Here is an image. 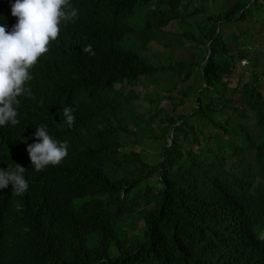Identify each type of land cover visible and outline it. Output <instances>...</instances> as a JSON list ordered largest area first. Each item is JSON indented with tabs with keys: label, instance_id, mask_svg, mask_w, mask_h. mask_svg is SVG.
<instances>
[{
	"label": "trees",
	"instance_id": "16d2710c",
	"mask_svg": "<svg viewBox=\"0 0 264 264\" xmlns=\"http://www.w3.org/2000/svg\"><path fill=\"white\" fill-rule=\"evenodd\" d=\"M200 1L79 4L77 19L100 28L96 56L39 116L55 122L53 111L69 105L80 134L59 172L31 165L27 192L0 190V264H264L262 55L237 53L224 37L225 25L264 19V0H232L209 15ZM174 21L182 34L164 30ZM236 32L239 42L246 37ZM184 39L198 60L147 55L152 43L179 48ZM246 58L253 79L230 89L225 78ZM169 76H196L200 86L178 91L180 103L169 109L160 104L171 96L156 94L139 114L133 88ZM237 93L244 108L235 106ZM49 187L61 193L57 206L38 194Z\"/></svg>",
	"mask_w": 264,
	"mask_h": 264
},
{
	"label": "clouds",
	"instance_id": "9594fccd",
	"mask_svg": "<svg viewBox=\"0 0 264 264\" xmlns=\"http://www.w3.org/2000/svg\"><path fill=\"white\" fill-rule=\"evenodd\" d=\"M84 0H0V190L29 189L24 177L60 171L73 150L75 117L68 106L53 111L55 122H42L44 103L51 108L86 76L100 31L94 20L77 19ZM82 13V12H81ZM61 133L52 135L48 124ZM49 187L38 194L57 206L61 193Z\"/></svg>",
	"mask_w": 264,
	"mask_h": 264
},
{
	"label": "rangeland",
	"instance_id": "374dc122",
	"mask_svg": "<svg viewBox=\"0 0 264 264\" xmlns=\"http://www.w3.org/2000/svg\"><path fill=\"white\" fill-rule=\"evenodd\" d=\"M232 0H207V2L200 1L197 2L198 6L204 4L207 9L205 13L209 14H216L221 9L228 7L231 4ZM180 22H172L165 31H168L173 34H182L183 28L180 25ZM224 37L226 40V45L229 48H236V52H245L246 50H250L251 54L258 52L261 57L260 67L257 70L260 73V70H264V19L259 17L258 21H247L244 23L233 24V25H225L224 28ZM236 32V36L240 37L242 32H246V37L241 39L240 42L236 40L233 36V32ZM223 33V29H222ZM193 44L184 39V46L176 48V47H169L165 48L162 45L157 43H152L150 45V52L147 53L148 57L153 62H166L167 56H170L176 60H184V61H196L198 60L199 56L195 53V49L192 48ZM248 61L246 64L244 61ZM235 73L225 78V82L228 83L230 89H236L239 87L241 90L243 86L253 79V71L252 62L250 58H246L241 60L238 69H236ZM245 74V75H244ZM242 79V84H241ZM169 81V84L167 83ZM175 80V76L163 77L158 84L147 83L146 85L140 84L137 86V92L140 95V99L138 100V113L141 115H147L148 111L152 108V97L156 96V94H161L171 96V99H163L160 106L164 109H169L171 106L178 105L180 103V95L178 91L187 89L188 87L197 88L200 86V81L196 76L187 82H182L181 80ZM165 90H172L173 92H166ZM156 91V92H155ZM146 96H151L150 99H146ZM235 106L238 108L245 107V97L242 93H237L234 96ZM191 109V106L188 110ZM228 113H231L228 111ZM160 122V119H157V123ZM133 141V138H132ZM136 151L141 149L140 146L138 148H134ZM197 149V147H196ZM141 225V224H139Z\"/></svg>",
	"mask_w": 264,
	"mask_h": 264
},
{
	"label": "built area",
	"instance_id": "2783aa9c",
	"mask_svg": "<svg viewBox=\"0 0 264 264\" xmlns=\"http://www.w3.org/2000/svg\"><path fill=\"white\" fill-rule=\"evenodd\" d=\"M246 64L248 63V61L246 60V61H244Z\"/></svg>",
	"mask_w": 264,
	"mask_h": 264
}]
</instances>
